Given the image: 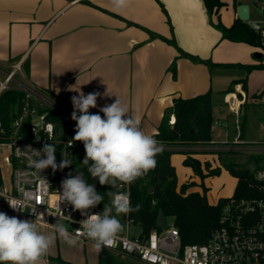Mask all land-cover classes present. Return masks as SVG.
<instances>
[{
  "label": "crops",
  "instance_id": "crops-1",
  "mask_svg": "<svg viewBox=\"0 0 264 264\" xmlns=\"http://www.w3.org/2000/svg\"><path fill=\"white\" fill-rule=\"evenodd\" d=\"M195 4L198 13L205 10L209 17L207 23L214 28L208 27L212 33L205 27L203 34L189 29L187 37L183 35L180 12L182 7L185 8L184 0H129L127 7L120 10L114 8L112 0H0V64L9 68L22 62L26 79L71 111L74 110L72 97L79 96L80 92L100 94L97 107L90 108L89 112L99 113L102 117L100 109L119 98L128 107V114L140 121L141 129L153 136L174 99L192 98L210 91L213 85L211 71L227 68L198 51H207L221 38L214 26L221 21V10L218 16H210L202 1L197 0ZM242 4L249 7L248 23L264 26L258 13L261 11L264 15L261 0H232L233 20L223 25L229 27L234 23ZM171 39L183 51L202 60H211L216 66L210 68L180 56L176 47L167 42ZM174 62L176 78L171 71ZM239 88L240 85L236 86L235 92L229 94L230 102L236 99L233 109L239 106L236 96ZM217 121L221 123L220 119ZM174 123L175 117L171 115L170 124ZM240 126V134L233 141L215 143L212 140V145L208 146L167 148L174 152L171 163L176 170L178 187L194 182L195 186L189 188L188 193L203 192L201 182L198 183L200 178L183 164L188 156L199 160L203 169L208 163L211 169L226 170L221 162L223 157L234 159L242 166L236 161V156L240 155L256 163L257 171L262 169L264 153L216 152L217 147L234 145L237 139L244 147L257 145L245 141V126L243 123ZM4 188L10 190L11 182L9 188ZM221 198L230 197L212 195L210 191L208 202L216 205ZM0 212L27 220L4 208L1 198ZM62 224L69 230L65 223ZM39 229L54 234V229ZM139 234L141 229L135 235ZM78 242L86 241L79 239ZM43 259L46 262L61 259V249L52 246Z\"/></svg>",
  "mask_w": 264,
  "mask_h": 264
},
{
  "label": "trees",
  "instance_id": "trees-1",
  "mask_svg": "<svg viewBox=\"0 0 264 264\" xmlns=\"http://www.w3.org/2000/svg\"><path fill=\"white\" fill-rule=\"evenodd\" d=\"M203 2L210 16H218L221 8L225 6L220 0H203ZM214 26L220 32L222 40L264 47L260 33L255 31L249 23L242 22L238 18L229 27L223 25L219 20ZM167 42L176 47L182 57L204 63L210 68L216 66L211 60H202L183 51L177 46L174 39L167 40ZM246 68L248 71L253 69V67ZM171 71L173 78H176L175 62ZM238 84H242V88L246 89V79H244L234 82L223 93L235 92L234 86ZM212 96L213 93L208 91L192 98L174 99L172 106L165 111L157 133L153 135L159 145L166 147L212 145V124L214 121ZM31 103L32 100L28 99L21 91L7 90L0 94V144L8 143L11 140L15 121L22 120L21 131H27L30 128L32 123ZM39 114L45 117L46 122H51L54 125L55 138L48 144L51 143L57 148L55 154L57 164L59 165L64 157L71 161L68 167L62 170L57 168L53 171L58 182L62 183L69 177V174L76 176L78 171L82 173L84 179L90 184H94L103 197L101 204L91 208V211L95 213L102 212L104 206L110 205L116 192L127 193L131 206L133 208L139 206L138 211L118 216L123 225V231L120 234H124L127 219L133 225L140 227L142 236L148 235L154 229L159 230L156 227L159 210L163 211L166 219L173 220L182 246L204 244L220 226L222 211L229 198H221L216 205L209 204L206 197L207 188L204 186V180L219 174L220 168L211 169L210 164L206 163L204 165L205 173L201 162L188 156L183 164L192 169L194 174L200 178V185L203 188L202 193H188V189L194 187L195 183L191 182L178 187L176 170L171 163L174 152L162 150L155 157L156 167L146 175L137 178L130 184L117 182L115 185L101 186L98 180L90 176L87 166L81 163L85 156V150L82 142L73 141L74 126L48 107H45ZM171 115L175 117L173 125L170 124ZM70 140L74 142V147L68 149L67 142ZM221 162L229 174L237 179L233 198L240 200L260 196V183L256 178L257 169L245 168L236 163L234 159H225L224 157L221 158ZM2 185L0 169V187ZM119 186L121 189H118ZM99 261L100 264H123L104 248L99 252Z\"/></svg>",
  "mask_w": 264,
  "mask_h": 264
},
{
  "label": "built area",
  "instance_id": "built-area-1",
  "mask_svg": "<svg viewBox=\"0 0 264 264\" xmlns=\"http://www.w3.org/2000/svg\"><path fill=\"white\" fill-rule=\"evenodd\" d=\"M249 24L264 38L263 26L256 23ZM7 90L25 93L28 99L41 102L44 107L52 109L76 127V122L71 119L72 112L26 79L20 61L9 68L0 64V94ZM235 100L230 102L233 111H236L233 109ZM21 121L20 119L14 124L11 140L0 144L8 146L11 150L7 158L11 165V189L6 190L0 187L1 204L12 213L25 216L27 220L36 219L38 227L54 229L57 222L65 223L69 227V232L75 234L80 227L79 222L86 217L82 216L80 211L73 210L66 201L60 203L62 183L56 180L52 168L39 172L30 164L29 157L17 155V148L23 150L31 146L36 150L42 149L45 144L55 138L54 125L46 122L43 115H38L32 118L31 126L27 131H21ZM49 125L52 126L51 131H49ZM73 147L74 142L68 141L67 148ZM161 147L163 150L169 148ZM249 151L264 153V142L252 147H244L243 143L237 139L234 145L223 144L216 148V152L221 154ZM256 178L260 183V196L240 200L230 197L223 208L220 226L204 244L182 246L178 230L168 221V228L165 230L154 229L144 236L131 235L130 228L133 223L127 219L124 234L119 233L114 246L104 249L112 254L136 259L144 264H264V167L257 171ZM116 194L127 193L116 192L114 195ZM4 196L27 199L29 205L36 207L37 216L32 215L27 207L14 211L9 207ZM58 207L62 210L60 217L56 215ZM87 211L89 214L95 213L91 211V208ZM39 213L43 214L42 218ZM69 216L74 223L70 222ZM79 239L92 242L84 235H81Z\"/></svg>",
  "mask_w": 264,
  "mask_h": 264
},
{
  "label": "clouds",
  "instance_id": "clouds-1",
  "mask_svg": "<svg viewBox=\"0 0 264 264\" xmlns=\"http://www.w3.org/2000/svg\"><path fill=\"white\" fill-rule=\"evenodd\" d=\"M128 3L129 0H112L117 10L127 7ZM99 95L80 92L79 96L72 97L74 110L71 119L76 122L73 141L83 143L85 156L81 163L87 166L90 176L98 180L101 186L115 185L117 182L130 184L156 167L155 157L163 149L151 134L141 129L140 121L128 114V107L119 98L100 109L103 117L99 113H90V108L97 107ZM51 127L49 125V131ZM56 150V146L50 143L40 150L31 146L23 150L17 148V155L29 157L30 164L39 172L49 167L53 171L57 168L62 170L71 161L63 155L58 165ZM61 187L60 203L66 201L73 210L80 211L86 217L79 222L76 233H70L64 224L57 222L54 234H48L39 229L36 219L21 220L0 212V264H41L57 237L69 246H75L79 237L84 235L93 242L95 251L99 253L105 247L114 246L118 234L123 231L118 216L139 210L138 205L135 208L131 206L128 194H116L102 212L89 214L87 210L101 204L103 197L79 171L76 176L69 174ZM4 198L14 211L27 207L32 215L37 216L36 207L29 205L27 199ZM39 215L43 217L42 213ZM56 215L62 216L60 207ZM68 218L74 223L71 216Z\"/></svg>",
  "mask_w": 264,
  "mask_h": 264
},
{
  "label": "rangeland",
  "instance_id": "rangeland-1",
  "mask_svg": "<svg viewBox=\"0 0 264 264\" xmlns=\"http://www.w3.org/2000/svg\"><path fill=\"white\" fill-rule=\"evenodd\" d=\"M195 1L184 0L185 8L182 7L181 15L183 18V29L181 32L187 37L188 30L204 33L205 27L213 26L208 24L209 17L205 14V10L198 13ZM202 1L203 0H199ZM227 3L221 8L220 22L223 24L226 21L233 20V5L232 0H222ZM264 5V0H261ZM204 3V2H203ZM191 4L193 7L188 8ZM201 4V3H200ZM259 17L264 20V15L261 11L258 12ZM205 18V19H204ZM205 20V22H204ZM208 22V23H207ZM232 22V21H231ZM210 25V26H209ZM264 27V26H263ZM210 28H208L209 30ZM210 33L213 30H209ZM264 42V38H262ZM191 48L193 47L192 45ZM202 54H206L205 58L211 59L214 63H219L227 68L222 70L211 71L213 78L212 89V105H213V142L225 143L228 140L233 141L240 134V125L245 126V141L250 144H259L264 141V47L253 46L247 43L231 42L229 40H217L216 44L211 46L207 51L198 50ZM243 67V68H242ZM246 67H253L250 71ZM250 73V74H249ZM246 79V89L241 86L236 90L239 106L236 111H233L230 106L229 94L223 93L231 84ZM241 94V95H240ZM261 96L258 97V96ZM31 117L40 115L45 107L39 101L32 100ZM67 109V108H66ZM70 112H73L69 110ZM27 114V113H26ZM25 114V116H26ZM218 119L221 120V125L218 124ZM19 121V120H17ZM15 121L14 124L17 122ZM75 128V127H74ZM11 150L6 145H0V169L2 175L3 186L9 188L11 182V165L7 161ZM236 161L242 163V166L249 169H256L257 164L251 160H247L244 156H236ZM262 162L259 163L261 165ZM178 180V179H177ZM201 180H198L200 183ZM210 184V189H207L206 197L209 199V192L212 195L219 194L223 197H231L235 193L236 180L226 170L215 176L211 180L206 178L204 186ZM118 189H121L119 186ZM202 190L203 188L200 187ZM121 215V214H120ZM169 224H173L171 218H167ZM131 235L140 232L139 226H133L130 229ZM61 249V259H51L46 262L44 259L41 264H100L99 254L95 251L93 243L78 242L75 246H69L62 239H57L53 244ZM112 256L123 264H144L136 259L128 258L112 254Z\"/></svg>",
  "mask_w": 264,
  "mask_h": 264
},
{
  "label": "water",
  "instance_id": "water-1",
  "mask_svg": "<svg viewBox=\"0 0 264 264\" xmlns=\"http://www.w3.org/2000/svg\"><path fill=\"white\" fill-rule=\"evenodd\" d=\"M249 18L250 13L248 5H240L238 7V19L242 22L248 23ZM156 227L160 230H165L168 228L167 220L162 210H159Z\"/></svg>",
  "mask_w": 264,
  "mask_h": 264
}]
</instances>
